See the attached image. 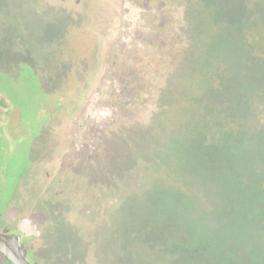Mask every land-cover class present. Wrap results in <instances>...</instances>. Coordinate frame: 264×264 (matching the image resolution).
<instances>
[{
  "label": "rangeland",
  "instance_id": "rangeland-1",
  "mask_svg": "<svg viewBox=\"0 0 264 264\" xmlns=\"http://www.w3.org/2000/svg\"><path fill=\"white\" fill-rule=\"evenodd\" d=\"M30 70L64 102L21 179L48 222L32 264H258L264 0H0V74L28 89ZM81 122L97 160L73 171ZM237 182L246 253L192 256L191 222L223 225Z\"/></svg>",
  "mask_w": 264,
  "mask_h": 264
},
{
  "label": "flooded vegetation",
  "instance_id": "flooded-vegetation-1",
  "mask_svg": "<svg viewBox=\"0 0 264 264\" xmlns=\"http://www.w3.org/2000/svg\"><path fill=\"white\" fill-rule=\"evenodd\" d=\"M27 72L33 76L28 89L9 75L0 74V233L22 236L21 243L28 246V259L33 263L30 243L43 238L48 222L46 214L36 209L39 206L35 200L28 197V185L21 183V179L28 173L33 142L58 116L64 102L59 82L48 84L31 70ZM82 123L73 128V133L82 137L79 145L77 142L72 144L76 149L72 152L73 171L77 165H90L96 159V148L88 157L79 153L82 141L87 140L86 126ZM102 133L105 137L101 144H110L111 132ZM0 258L11 264L1 253Z\"/></svg>",
  "mask_w": 264,
  "mask_h": 264
},
{
  "label": "trees",
  "instance_id": "trees-1",
  "mask_svg": "<svg viewBox=\"0 0 264 264\" xmlns=\"http://www.w3.org/2000/svg\"><path fill=\"white\" fill-rule=\"evenodd\" d=\"M146 129V127L144 128ZM250 183H246L244 185V189L246 188V185L248 186ZM234 186V189L233 187ZM258 186V185H257ZM230 188V195H226V199H224V204H226V209H221V217L223 219L222 224L223 225H212L208 226L207 223L204 221H193L191 223H195V225H190V248L192 249V256H200L202 257L203 254H206L205 257L207 258L209 262H212V257L219 258L221 254L225 251L223 255H229L232 256V251L234 250V247L237 246L239 250L235 253H238L239 256L242 257V253H246L244 242L239 240V243H236L238 240V234L240 233V227L246 228L249 227V221H242L240 218V209H244V206L246 205L245 199L240 197V202H236V196L234 195L235 191L242 192L238 189L242 188L241 183H232L231 185L228 184L227 186ZM246 190V189H245ZM258 201L257 199H255ZM197 210V206L194 203L190 204V220L195 214V211ZM250 219V217H249ZM258 221L262 227L264 228V222L261 223V220H264V218H259ZM236 221L238 223L237 230L234 231L235 227L232 230H228L227 227H231L232 222ZM254 223V221H252ZM254 226V225H253ZM223 229V230H219ZM225 229V230H224ZM242 237H245L244 235ZM242 237L240 239H242ZM262 239V238H261ZM227 246H226V245ZM259 247V244L256 246ZM224 248V251L222 249ZM222 251V252H221ZM198 252V253H197ZM203 253V254H202ZM258 254V252H257ZM222 255V256H223ZM234 255V252H233ZM259 258V255H258ZM221 261V260H220ZM258 264H264V255L260 257Z\"/></svg>",
  "mask_w": 264,
  "mask_h": 264
},
{
  "label": "water",
  "instance_id": "water-1",
  "mask_svg": "<svg viewBox=\"0 0 264 264\" xmlns=\"http://www.w3.org/2000/svg\"><path fill=\"white\" fill-rule=\"evenodd\" d=\"M22 236L0 233V253L11 264H32L21 243Z\"/></svg>",
  "mask_w": 264,
  "mask_h": 264
}]
</instances>
